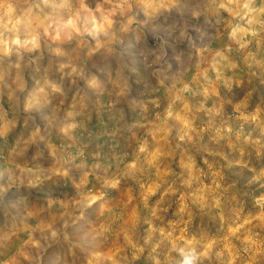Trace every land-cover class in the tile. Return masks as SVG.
<instances>
[{"label":"clouds","instance_id":"9594fccd","mask_svg":"<svg viewBox=\"0 0 264 264\" xmlns=\"http://www.w3.org/2000/svg\"><path fill=\"white\" fill-rule=\"evenodd\" d=\"M150 24L176 27L161 35ZM249 72L257 76L255 88ZM261 76L264 0H0V152L7 153L5 163L29 201L17 208L20 198L9 193L8 213L26 233L17 253L36 250L20 264H33L41 249L40 264H50L46 245L58 233L66 241H84L89 253L123 235L143 253L128 234L139 226L141 202L147 208L149 196L163 188L151 210L159 218L164 197L176 195L167 178L173 174L168 161L175 157L177 127L187 130L180 141L191 140L196 112L204 105L215 108L222 93L235 88L242 90L228 101L235 118L264 131V108L252 104L254 91L264 92ZM52 112L57 115L49 121ZM179 156L187 183H200V207L216 210L225 225L224 239L253 222L238 180L227 181L222 168L209 165L212 182L204 184L195 158L186 150ZM142 171L155 179L141 183L145 192L137 197L132 184ZM7 179L6 174L0 182ZM261 179L264 167L247 183ZM259 188L253 205L264 200V183ZM225 203L237 209L231 224ZM254 219H264V208ZM145 223L157 230L152 219ZM199 228L193 204L181 193L179 219L159 228L168 244L157 264H202L216 241H206L202 231L197 235L193 229ZM97 229L99 237L90 234ZM122 251L123 245L107 257L108 264H121L116 256ZM81 256L80 264H91L88 255Z\"/></svg>","mask_w":264,"mask_h":264},{"label":"rangeland","instance_id":"374dc122","mask_svg":"<svg viewBox=\"0 0 264 264\" xmlns=\"http://www.w3.org/2000/svg\"><path fill=\"white\" fill-rule=\"evenodd\" d=\"M149 27L157 28L161 35H164L166 30L172 31L176 26L150 24ZM137 38L139 39V34H137ZM182 60L185 58L182 57ZM248 75L251 76V73L249 72ZM251 78L252 86L255 88L257 76H251ZM260 79L264 80V76H261ZM241 91V89L234 88L232 93H222V98L216 103L215 108L204 105L200 112H196L197 131L189 132L191 140L185 136V139L180 141L178 137L184 135L187 130L177 127L173 137L175 157L168 161L173 174L167 178L168 183L173 184L176 195L164 197V200L159 204V209L167 207L168 211L164 212L158 209L156 215L159 218L152 217L151 210L160 201L163 188L157 191L156 196H149L147 208L141 202L139 226L128 234L133 242L143 246V253L128 244L123 235L119 239L113 238L111 242L102 241L89 253L84 241H66L63 233H58L57 237L49 239L46 245V248H51V253L48 256L50 264H80L81 253L89 256L91 264H108L107 257L115 254L117 248L122 245L126 251H122L116 256L121 264H157V258L168 244V241L159 234V228L167 229L169 221L179 219V196L181 193L193 204L197 214V222L201 224V228L193 230L197 232V235L202 231L206 241H216L210 249L206 250L208 258H201L202 264H264V219H254L256 212L264 208V200L255 205L252 203V197L261 190L259 184L264 183V179L247 183L252 176L259 175L260 169L264 167V131L261 130V126L252 124L250 121L246 122L243 118L236 119L237 114L231 112L228 101L239 96ZM257 103L264 108V92L260 90L253 93L252 104ZM196 107H200V105L196 104ZM193 111L195 112V108ZM56 115L55 112H52L48 117L49 121H52ZM201 128L205 130L199 131ZM176 144H179V147H175ZM229 144H231V148ZM241 148L245 151L243 157L240 154ZM182 150H186L192 155L197 167L203 169L204 175L200 177V181L204 184H211L212 182L209 165H212L213 168H222L227 181L238 180L240 182V199L245 202L244 210L248 213L247 218L253 221L251 224L224 239L226 235L225 225L221 224L217 211L206 207L201 208L199 201L196 200L200 183L195 180L192 181L191 185L187 183L189 172L187 168L182 166L179 156ZM210 152L213 154L210 155ZM257 152L261 154L258 156ZM215 153L227 155L228 161L223 160L220 155ZM6 159L7 153L0 152V181L6 174L8 176L7 183L0 182V212L4 215V219L0 221V264H20L22 256L32 257L36 250L29 247L22 253H17V249L26 238V233L19 230L16 217L9 218V204L6 197L9 193L15 194L20 198L16 207H24L29 202L25 199L28 196V190L19 187V179L13 174L10 165L5 163ZM205 159L208 161L207 164L204 163ZM238 160L240 161L239 165L235 163ZM244 164H247L248 168H255L256 171L254 173L249 172L247 168L243 167ZM153 179L155 177L151 172L142 171L138 173L137 180L132 184V194L139 197L141 193L145 192L144 189L140 188V184H151ZM223 211L226 223H233L237 209L231 204L225 203ZM149 218L152 219L156 231L148 229L145 220ZM90 234L97 237L101 235L99 229ZM157 245L159 247L153 252L152 249ZM70 249H74L76 254L71 255ZM97 252L100 254L97 255ZM44 254V249L39 250L38 254L35 255L33 264H40V257ZM134 256H139V259H133Z\"/></svg>","mask_w":264,"mask_h":264}]
</instances>
